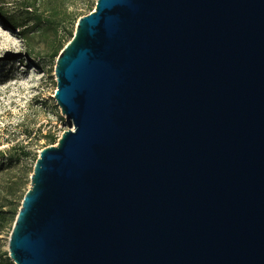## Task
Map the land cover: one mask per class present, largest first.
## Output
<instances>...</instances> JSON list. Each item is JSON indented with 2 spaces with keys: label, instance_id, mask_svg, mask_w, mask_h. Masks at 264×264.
Wrapping results in <instances>:
<instances>
[{
  "label": "water",
  "instance_id": "obj_1",
  "mask_svg": "<svg viewBox=\"0 0 264 264\" xmlns=\"http://www.w3.org/2000/svg\"><path fill=\"white\" fill-rule=\"evenodd\" d=\"M15 264H264V0H97L55 67Z\"/></svg>",
  "mask_w": 264,
  "mask_h": 264
},
{
  "label": "rangeland",
  "instance_id": "obj_2",
  "mask_svg": "<svg viewBox=\"0 0 264 264\" xmlns=\"http://www.w3.org/2000/svg\"><path fill=\"white\" fill-rule=\"evenodd\" d=\"M13 1L0 0L5 4L1 6L4 15L19 12ZM96 2L66 0L68 10L80 15L78 20L68 22L73 33L79 19L94 11ZM89 4L92 11L88 10ZM48 5L49 1L43 0L40 8ZM3 18L0 14V253L9 256L11 222L5 223L1 217L21 205L40 151L57 144L72 122L62 115L55 99L57 58L53 54L58 36L53 30L43 29L28 33L25 38L20 29H11ZM63 35L60 29L59 36ZM52 135L58 138L55 144L48 142L47 137ZM23 151L29 156L14 160Z\"/></svg>",
  "mask_w": 264,
  "mask_h": 264
},
{
  "label": "trees",
  "instance_id": "obj_3",
  "mask_svg": "<svg viewBox=\"0 0 264 264\" xmlns=\"http://www.w3.org/2000/svg\"><path fill=\"white\" fill-rule=\"evenodd\" d=\"M41 1L43 0H14L13 3L17 6L19 12L14 13L13 15L8 14V16L2 13L3 9L1 6L6 4L3 1L5 4L0 3V14L4 16L3 19L6 25H8L13 30L20 29L22 31V35L25 38H27L26 34L34 31H43V29L53 30V32L56 33V36H58V45L55 47L53 57L58 58L60 52L66 46V44L63 43L65 41L69 42L74 36L73 31L68 28V22L70 20H75L79 13L75 11H69L68 6L66 5V0H47L49 1V5L44 9L40 8ZM92 8V4H89L88 10L92 11ZM60 29L64 31L63 37L59 36ZM47 138L49 144H55L58 140V138L53 135ZM21 153L22 154L16 157L14 160L18 161L21 158L29 156V152L27 151H23ZM26 192L24 193L22 200ZM20 207L21 205L19 207H15V209L10 212H7L6 217H1V220L5 221V223L11 222V230ZM0 264L14 263L9 258L8 253L5 255L0 253Z\"/></svg>",
  "mask_w": 264,
  "mask_h": 264
}]
</instances>
